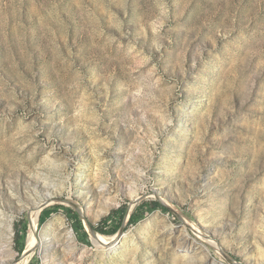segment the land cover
<instances>
[{"label": "rangeland", "instance_id": "obj_1", "mask_svg": "<svg viewBox=\"0 0 264 264\" xmlns=\"http://www.w3.org/2000/svg\"><path fill=\"white\" fill-rule=\"evenodd\" d=\"M0 211V264H264V0H0Z\"/></svg>", "mask_w": 264, "mask_h": 264}, {"label": "bare ground", "instance_id": "obj_2", "mask_svg": "<svg viewBox=\"0 0 264 264\" xmlns=\"http://www.w3.org/2000/svg\"><path fill=\"white\" fill-rule=\"evenodd\" d=\"M52 200H53L52 199V195L51 194H47L45 196L44 203H52ZM3 216H4L3 213L1 214V211H0V218H3ZM28 217H29L30 226H32L33 229L31 231V234H30L29 238L27 239L24 253L22 254L21 260L19 261L18 264H29V262L31 261V259L33 258V256L35 255V252H36V235H35V231H36L35 230V226H36V221H35L36 220L35 219L36 218V214L35 213H30ZM49 226H50V224L47 225L46 227L48 228ZM47 228H44V230L47 229ZM197 234H198L199 237L202 236L199 233H197ZM65 238H66V240H67L68 243H72L74 241L73 234H72L71 231L66 232ZM91 238H92V242H93V244L95 246H98V247H101V248H106L107 250H109V252L112 251V250H114V248H115V243H113V244L111 243V241H112L111 238L105 239V238H102L99 235H97L96 237H91ZM45 239H46L45 237H43V239H42V248L40 250L41 253H43L45 251V248L43 249V247H44V245H46V241H47ZM200 239H201V241H202V243L204 245L206 244V245L212 246V242H210V240H208L206 238L204 240L202 238H200ZM206 247H208V246H206Z\"/></svg>", "mask_w": 264, "mask_h": 264}, {"label": "trees", "instance_id": "obj_3", "mask_svg": "<svg viewBox=\"0 0 264 264\" xmlns=\"http://www.w3.org/2000/svg\"><path fill=\"white\" fill-rule=\"evenodd\" d=\"M149 205L151 206V208H152L153 210L158 209V208L161 207L157 202H152V203H150ZM45 212H46V210L43 211L42 214H41L40 221H39L40 224L43 223V215H44ZM115 214H116V213H115ZM130 221H131V223H132L133 218H131ZM95 231L98 232V233H100V234H102V235H105V232H104L102 229H95ZM113 233H115V232H113ZM20 253H21V250H20Z\"/></svg>", "mask_w": 264, "mask_h": 264}, {"label": "water", "instance_id": "obj_4", "mask_svg": "<svg viewBox=\"0 0 264 264\" xmlns=\"http://www.w3.org/2000/svg\"><path fill=\"white\" fill-rule=\"evenodd\" d=\"M64 202L67 203V204H71V202H69L68 200H65ZM71 205H73V204H71ZM123 230H124V224L118 230L117 235L118 236L121 235V233L123 232ZM89 231H90V234H91L92 237H96L97 236V233L94 230L90 229Z\"/></svg>", "mask_w": 264, "mask_h": 264}]
</instances>
